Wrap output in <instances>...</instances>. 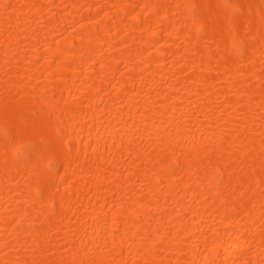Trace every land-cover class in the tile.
<instances>
[{
	"label": "bare ground",
	"instance_id": "obj_1",
	"mask_svg": "<svg viewBox=\"0 0 264 264\" xmlns=\"http://www.w3.org/2000/svg\"><path fill=\"white\" fill-rule=\"evenodd\" d=\"M0 264H264V0H0Z\"/></svg>",
	"mask_w": 264,
	"mask_h": 264
}]
</instances>
